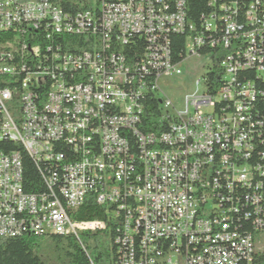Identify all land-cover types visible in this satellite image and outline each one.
I'll return each mask as SVG.
<instances>
[{"label": "built area", "instance_id": "1", "mask_svg": "<svg viewBox=\"0 0 264 264\" xmlns=\"http://www.w3.org/2000/svg\"><path fill=\"white\" fill-rule=\"evenodd\" d=\"M208 6L198 31L186 0H0V143L47 187L25 192L20 152L0 149V237L115 225L116 264H264V0ZM174 33L187 34L181 63ZM200 56L177 108L159 81ZM88 197L105 219L73 218Z\"/></svg>", "mask_w": 264, "mask_h": 264}, {"label": "trees", "instance_id": "2", "mask_svg": "<svg viewBox=\"0 0 264 264\" xmlns=\"http://www.w3.org/2000/svg\"><path fill=\"white\" fill-rule=\"evenodd\" d=\"M209 0H186V11L189 22L195 26L196 30L201 29V14L208 13L210 7ZM187 34L174 33L170 37V48L172 61L181 63L185 58V41ZM133 45L131 47L136 51L144 47V39L138 36L131 37ZM132 49H130L132 51ZM212 50V51H210ZM217 49L202 47L199 49L200 55L212 52L216 53ZM123 52L128 53V47ZM218 56L212 57V68L205 74V79L211 86H217ZM254 78L252 72L244 73L240 76ZM146 104H152L153 112L151 117L157 120L160 114L156 110L157 100L147 97ZM15 149L20 152L22 163V185L27 193H42L47 191L39 169L34 160L24 151V149L13 143H0V149ZM43 166V163H40ZM44 171V170H43ZM74 219L93 220L105 219L103 207L97 205L90 197L86 198L83 205L73 214ZM111 224V223H110ZM115 226V225H114ZM103 230L101 232H84L79 238L73 236H64L49 234L46 236H15L0 237V264H116V247L114 243L115 227ZM105 237L101 240L98 235ZM46 245L44 246L43 244ZM264 262V253L259 257Z\"/></svg>", "mask_w": 264, "mask_h": 264}, {"label": "rangeland", "instance_id": "3", "mask_svg": "<svg viewBox=\"0 0 264 264\" xmlns=\"http://www.w3.org/2000/svg\"><path fill=\"white\" fill-rule=\"evenodd\" d=\"M207 62V58L189 57L180 65L181 74L178 76H170L169 78H163L159 81V87L163 93L172 101L175 107L182 108L184 106L185 96L187 94L196 91L195 81L202 79L205 73L204 64ZM202 84L197 88L199 92L202 91ZM161 93L160 95H163ZM101 232V231H99ZM99 239H105L103 235H98ZM259 239L264 244V234L258 235ZM44 246L46 245L43 244Z\"/></svg>", "mask_w": 264, "mask_h": 264}]
</instances>
